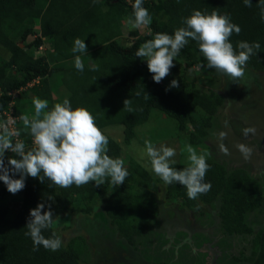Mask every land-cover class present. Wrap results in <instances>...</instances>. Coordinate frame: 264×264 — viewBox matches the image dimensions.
<instances>
[{"label": "trees", "instance_id": "trees-1", "mask_svg": "<svg viewBox=\"0 0 264 264\" xmlns=\"http://www.w3.org/2000/svg\"><path fill=\"white\" fill-rule=\"evenodd\" d=\"M133 3L134 0H0V47L5 51L0 56V121L5 117L3 112L11 108V102L14 113L23 114L24 103L26 106L34 98L47 100L46 110H50L55 103L63 102L52 94L63 84L71 106L84 107L96 118L97 126L108 137L107 154L113 158H121L122 144L134 140L136 127L145 123L154 109L171 118L178 133L188 134L189 127L199 132L210 127L222 97L211 82L206 91L199 88L192 75L194 71L202 76L219 72L205 66L207 61L196 41L190 40L180 51L175 66L160 83L153 80L147 61L135 56L138 48L155 34L173 35L185 26L183 21L194 10L208 14L214 8L215 12L228 15L241 29L229 38L237 51L241 41L260 44L258 54L248 60L245 72L264 71V0H251L250 7L244 0H143V6L152 16L150 32L139 34L131 30L130 40L123 44L117 38L121 36L122 23L133 16ZM76 38L85 39L87 54L73 53ZM45 43L49 44L48 51L35 54L34 50ZM77 56H81L84 64L82 72L75 67ZM173 79L178 80V88L169 87ZM30 82L31 86H27ZM22 88L33 93L32 100ZM13 91L19 94L13 97ZM147 93L149 98L145 99ZM125 99H130L132 112L124 107ZM195 109L200 111L199 121L191 117ZM111 124L121 125V140L104 131ZM14 127L20 133L14 142L22 140L26 151L31 149L33 140L22 120H16ZM193 143L197 144L198 139ZM5 156L15 157V154L8 151ZM207 163L210 168L205 182H210L211 188L196 199L187 196L184 186L166 185L158 176L152 177L149 168L139 161H130L125 166L129 175L124 184L115 188L108 180L100 187L93 182L79 188L75 185L62 188L51 185L47 179L41 183L39 178L27 176L24 189L10 200L1 198L0 189V264H78V254L71 246H61L57 251L40 246L38 251H33V241L25 235L28 231L25 225L30 209L41 202L45 203V210L51 205L55 221L78 208L88 214L93 209L90 203L98 201L103 204V215L110 224L120 229L126 243L133 244L139 228L130 223L131 216L144 211L148 217L156 215L158 205L153 195L161 183L167 199L180 201L181 206L192 210L198 208L199 201L218 198L219 228L223 236L220 245L225 243L230 247V242L239 245L237 253L228 250L236 264H264V222L261 223L264 207L256 181L242 169L226 173L221 164ZM187 165L180 162L172 166L182 169ZM85 221L90 225L100 223L97 226L103 229L98 217ZM53 232L58 236L54 224L42 234L49 238ZM246 247L253 255L244 256Z\"/></svg>", "mask_w": 264, "mask_h": 264}, {"label": "rangeland", "instance_id": "rangeland-1", "mask_svg": "<svg viewBox=\"0 0 264 264\" xmlns=\"http://www.w3.org/2000/svg\"><path fill=\"white\" fill-rule=\"evenodd\" d=\"M209 6L213 8L212 5ZM213 11L214 8L207 12L211 14ZM128 17L121 25V36L117 38L123 44L130 40L131 30L139 34L150 32L149 25L138 29L132 28L128 20L134 17ZM28 38L31 39V36ZM48 49L49 44L45 43L34 52L43 54ZM4 54L5 51L0 47V56ZM194 68L198 67L193 66ZM192 77L196 85L204 91L209 88L211 82L212 88L222 97L221 105L217 108L210 127L200 132L189 127L188 134L178 133L175 122L154 109L148 120L136 127L134 140L122 144L121 159L124 160L125 166H128L130 161H139L147 166V169L149 168L152 177H156L148 158L145 156L141 159L140 156L145 140L151 141L157 147L161 144L174 147L177 155L173 159L176 163H188V154L182 150L190 144L197 150V154H206L207 162L221 164L226 173L236 169L247 172L258 185L257 191L262 196V207H264V71L247 70L244 77L235 82L228 79V75L214 71L204 76L201 72L194 71ZM34 81L36 83L37 80ZM29 84L27 86H31L32 82ZM22 90L27 97L33 99V93L26 88ZM18 94L19 91H13L11 96L15 97ZM52 94L62 101L68 96V91L63 84H60ZM12 104L13 102L11 106L9 105L11 108L8 107L9 109L5 111L10 114L11 129L15 131V121L21 120L22 115L29 117L34 115V105L33 101L26 106L24 103L25 112L21 114L22 112H13ZM191 117L199 121L201 118L199 109L193 110ZM6 118L5 115L0 121L1 125L7 120ZM245 128H254L255 133L245 136ZM104 131L111 137L121 140L120 124L107 125ZM222 132L226 133L223 138L220 135ZM196 139H198L197 144L193 143ZM240 143L252 149L250 158L245 159L242 156L237 148ZM221 144L229 149V155L221 151ZM6 159L8 160V157L5 156V161ZM164 187V183H161L153 195L154 202L158 205L155 216H146V211L143 214L139 212L132 214L130 223L139 228V235L134 238L133 244L126 243L120 236V229L115 227V224H110L109 219L103 215V204L93 201L90 203L93 209L88 214L78 208L55 219L54 226L62 240V246H71L77 252L78 264H164L165 262L236 264L228 250L237 253L240 249L239 245L232 242L230 247L225 243L220 245L223 236L219 228V199L213 198L210 202L199 201L198 208L192 210L181 206L180 201L167 199ZM0 189L3 199L10 200L12 195H15L7 190L3 181H0ZM262 214L260 213V216ZM93 217L100 218L103 229L98 228V223L90 225L85 221L86 218ZM263 222L264 219L261 223ZM246 248L243 252L244 256L253 255L249 248Z\"/></svg>", "mask_w": 264, "mask_h": 264}, {"label": "clouds", "instance_id": "clouds-1", "mask_svg": "<svg viewBox=\"0 0 264 264\" xmlns=\"http://www.w3.org/2000/svg\"><path fill=\"white\" fill-rule=\"evenodd\" d=\"M246 6H251V0H244ZM134 19H129L132 28H141L150 25L152 16L143 6V0H134L132 4ZM185 26L175 30L173 35L157 33L154 38L144 42L136 51L135 56L147 61V67L156 83L162 82L175 66L174 61L180 51L190 40L196 41L208 68L228 75L232 81H238L245 75L248 60L257 55L260 44L246 41L238 43L237 51L230 42L233 32L239 34L241 29L231 22L228 15H221L215 11L204 14L199 10L183 21ZM85 39L76 38L72 48L73 53L87 54ZM75 67L78 71L84 70V64L77 56ZM176 79L171 81L169 87L178 88ZM167 90V89H166ZM139 95V93H137ZM149 98V94L145 99ZM124 107L129 112L130 99L124 100ZM34 115H22L20 119L29 131L33 147L26 151L24 141L15 139L19 137L18 131L10 130L7 125H0V181L7 186V190L16 194L25 187V178L31 176L39 178L43 183L45 179L62 188L73 185L82 187L93 183L100 187L108 180L112 187L125 183L129 175L121 158L110 157L108 152V137L97 126L96 118L84 107L73 108L69 99L57 102L50 110L48 101L34 98ZM255 133L254 128H245L244 135ZM223 138L226 133H221ZM140 156L148 158L152 172L166 185L177 183L186 188L187 196L196 199L210 190V182H205V176L210 165L206 154H197L192 145H186L182 151L187 152L188 165L182 169L174 168L173 159L176 149L161 144L155 146L151 141L145 140ZM237 148L245 159L250 158L252 149L240 143ZM221 151L229 155V149L220 145ZM9 151L15 157H8L5 163V153ZM18 157V158H17ZM17 174L19 178L17 177ZM52 200L51 197H48ZM54 213L49 204L45 210V203H39L30 209L26 227V236L33 241V251L40 246L46 250L57 251L62 246V240L55 232L46 238L43 230L51 229L54 224Z\"/></svg>", "mask_w": 264, "mask_h": 264}, {"label": "built area", "instance_id": "built-area-1", "mask_svg": "<svg viewBox=\"0 0 264 264\" xmlns=\"http://www.w3.org/2000/svg\"><path fill=\"white\" fill-rule=\"evenodd\" d=\"M3 114L6 115V117H7L6 119H7V120L4 121V122L2 123V125H7V126L9 127V129L12 130V129H11V123H12V120L10 119V114H9V113L7 114L6 111H4ZM0 125H1V123H0Z\"/></svg>", "mask_w": 264, "mask_h": 264}, {"label": "water", "instance_id": "water-1", "mask_svg": "<svg viewBox=\"0 0 264 264\" xmlns=\"http://www.w3.org/2000/svg\"><path fill=\"white\" fill-rule=\"evenodd\" d=\"M20 45H21V43H20Z\"/></svg>", "mask_w": 264, "mask_h": 264}]
</instances>
